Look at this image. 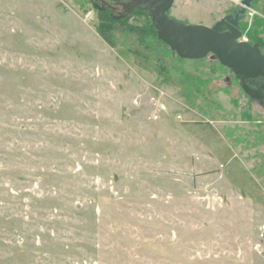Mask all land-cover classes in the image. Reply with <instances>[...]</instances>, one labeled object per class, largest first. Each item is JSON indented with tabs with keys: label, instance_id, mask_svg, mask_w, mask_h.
I'll use <instances>...</instances> for the list:
<instances>
[{
	"label": "rangeland",
	"instance_id": "obj_1",
	"mask_svg": "<svg viewBox=\"0 0 264 264\" xmlns=\"http://www.w3.org/2000/svg\"><path fill=\"white\" fill-rule=\"evenodd\" d=\"M262 3L168 14L264 52ZM97 5L0 0V264H264V77Z\"/></svg>",
	"mask_w": 264,
	"mask_h": 264
},
{
	"label": "water",
	"instance_id": "obj_2",
	"mask_svg": "<svg viewBox=\"0 0 264 264\" xmlns=\"http://www.w3.org/2000/svg\"><path fill=\"white\" fill-rule=\"evenodd\" d=\"M97 1L100 9H111L119 17L127 16L135 8L154 11L160 24V36L180 56L204 57L213 53L238 74L264 77V52L259 44L243 39V33L237 27L238 17L231 23L224 21L229 29L223 31L203 24L185 25L176 22L168 14L174 0H162L159 4L151 0ZM253 1L242 0L244 8L241 12L250 7Z\"/></svg>",
	"mask_w": 264,
	"mask_h": 264
},
{
	"label": "trees",
	"instance_id": "obj_3",
	"mask_svg": "<svg viewBox=\"0 0 264 264\" xmlns=\"http://www.w3.org/2000/svg\"><path fill=\"white\" fill-rule=\"evenodd\" d=\"M101 12H107L109 13V16L108 18L111 20V21H114V22H117V21H125L128 19V17H119L117 16L116 14H114V12L111 10V9H100ZM136 12V11H147L146 9H139V8H135L133 10V12ZM131 14H129V17H130ZM105 22L104 21H101L100 24L98 25V31L99 33L101 34V36L110 44H114V38L112 37V34L111 32L108 31V29L104 26ZM111 25V24H110ZM260 24H255L254 28L257 29V27H259ZM242 28V32L245 31V28L244 26L242 25L241 26ZM142 27H139V29H141ZM257 31V30H256ZM248 39L250 41V43H256L258 40L257 39V36L255 34L251 35L249 34L248 35Z\"/></svg>",
	"mask_w": 264,
	"mask_h": 264
},
{
	"label": "built area",
	"instance_id": "obj_4",
	"mask_svg": "<svg viewBox=\"0 0 264 264\" xmlns=\"http://www.w3.org/2000/svg\"><path fill=\"white\" fill-rule=\"evenodd\" d=\"M87 17H88V18H91V17H92V14H91V13H88V14H87ZM158 110H159V111H165V110H166V106L163 105V104H160ZM157 112H158V111H157ZM157 112H156V113L154 114V116H153L155 119L158 118V116H159V115L157 114Z\"/></svg>",
	"mask_w": 264,
	"mask_h": 264
},
{
	"label": "crops",
	"instance_id": "obj_5",
	"mask_svg": "<svg viewBox=\"0 0 264 264\" xmlns=\"http://www.w3.org/2000/svg\"><path fill=\"white\" fill-rule=\"evenodd\" d=\"M262 5L264 6V0H263V3H262Z\"/></svg>",
	"mask_w": 264,
	"mask_h": 264
}]
</instances>
